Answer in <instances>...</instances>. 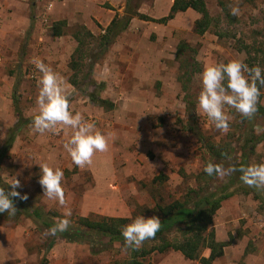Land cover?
<instances>
[{"label": "rangeland", "instance_id": "374dc122", "mask_svg": "<svg viewBox=\"0 0 264 264\" xmlns=\"http://www.w3.org/2000/svg\"><path fill=\"white\" fill-rule=\"evenodd\" d=\"M21 1L24 6L14 8L19 17L14 16L13 29L1 25L6 13L0 11V51L4 58L0 68V155L17 122L13 98L17 85L18 107L26 118L27 127L18 131L12 148L1 159L0 188L10 191L9 185L15 178L19 179L22 187L17 191L29 196L26 206L30 211L43 208L48 216L56 214L47 219L51 227L58 219L66 218L65 211L70 210L71 216L67 218L71 223L66 237L71 240L62 238L65 232L45 236V231L51 228L43 223L45 219L2 215L0 264H129L132 249L122 252L124 241L110 244L108 238L86 236L79 220L83 217L126 218L131 223L138 216L160 217L158 205L165 207L184 202L190 195L198 201L208 190L216 192L229 184L233 174L219 179L207 175L204 168L208 163L223 164L225 168L235 164L249 139L263 134V120L258 114L246 120L226 106L224 111L230 117V130L224 134L206 114L195 113L192 119L186 103L194 101L197 107L202 82L198 74L195 75L189 94L183 92L179 82L181 68L191 67L176 59V51L180 43L196 48L201 73L205 65L227 64L232 60H241L249 67L259 66L256 47L262 38L259 35L264 36V0H205L214 22L202 37L191 29V24L201 18L194 11L179 14L170 25V22L160 25L136 19L138 26H132L133 29L130 26L118 36L104 55L99 52V35L106 25L87 13L92 7L84 9L74 5L73 0H67L69 4L63 11H68L70 16L61 21L69 28L63 29L65 32L60 38L53 35L57 28H62L53 18L54 9L58 7L49 9L55 0ZM139 2L142 14L153 18V0ZM230 4L239 6V16L230 14ZM104 8L105 13L112 10L118 17L123 15V8L109 5ZM29 10L30 21H27ZM78 11H81L80 17L74 14L80 13ZM104 20L102 17L100 21ZM84 26L96 38L87 49L84 62L80 63V71L74 72L69 68L78 45L73 34ZM3 31H9L10 36ZM34 57L63 78L73 115L79 112L85 121L95 124L96 131L108 137V151L95 153L90 166L78 168L64 149L63 145L72 136L71 129L57 126L54 133L43 135L33 131L32 120L38 115L37 80L42 75L32 63ZM95 57L100 67L92 68L90 79L105 85V90L99 94L115 104L112 111L94 105L88 96L94 90L86 77ZM187 57L190 59L189 53ZM107 58L108 67L105 66ZM138 65H142L141 70ZM95 67L97 78H94ZM34 70L37 77L33 79ZM74 80L76 87L71 84ZM261 93L260 102L264 105V88ZM196 123L205 141L190 132V126L195 127ZM207 141L232 153L231 160L216 162L207 151ZM38 163H47L64 172L62 187L66 207L43 196L38 183ZM249 163H264V142L256 145ZM163 175L167 178L154 182ZM240 184L232 187V197L222 202L205 234L208 236L214 231L216 242L225 245L223 256L213 264H264V190ZM202 187L206 189L198 196L193 193ZM17 201L20 204L21 201ZM182 234L178 229L167 239L182 242ZM160 244L144 242L136 251L137 259L145 264H199L198 261L190 263L173 249L150 253ZM143 251L149 254L142 257ZM200 255L208 258L211 250L201 246Z\"/></svg>", "mask_w": 264, "mask_h": 264}, {"label": "trees", "instance_id": "16d2710c", "mask_svg": "<svg viewBox=\"0 0 264 264\" xmlns=\"http://www.w3.org/2000/svg\"><path fill=\"white\" fill-rule=\"evenodd\" d=\"M138 2L139 0H127V8L125 15L122 18H119L118 15L115 16L110 25L107 27V29H105L104 33L99 35V39L101 40L99 51L100 54L104 55L108 51L109 47L114 43L115 39L129 28L131 21L134 18H138L145 22H154L160 25H167L169 22L174 20L179 13H184L188 10H193L201 15V18L196 20L194 29V32L201 37L204 36L210 30L212 23L214 22L207 8L205 0H175L169 14L160 19H154L141 14L139 12V6L137 5ZM262 14L264 19V11ZM66 24V22H60V26L62 28H57V30L54 32V35L57 37L63 36L65 32L63 29L65 28ZM259 36L262 38L259 39V44L257 45L258 47H256V53L259 57V67L264 70V36H262V34H260ZM73 38L76 40L78 45L73 54V58L71 59V62L69 64V68L75 72L80 71V67L84 62V59L87 57L86 51L91 45V41L96 37L90 30H88L84 26L79 28L77 32L73 34ZM188 53L190 54V59L189 57L186 58ZM197 55L198 50L196 48H192L189 44L180 43L178 45L176 51V59L179 62L181 61L183 65L190 64L189 67H191V69L187 67H182L179 76V82L181 83L182 90L183 92L188 94L190 91V84L194 76L201 73L202 71L199 67L198 61L196 60ZM96 63L97 57L91 60L90 70L86 77L88 81H90L89 85L94 90L88 96L94 105L102 107L107 111H112L116 108L115 104L107 99H102L99 94L101 91L105 90V85H99L90 79L92 68L95 66ZM71 84L73 85V87L77 86L75 80L72 81ZM262 90L263 88H261V91ZM17 93L18 85L14 89L13 93V98L16 103L17 122L15 127L9 134L7 141L4 144V150L0 155V162L3 156H5V154L12 148L18 131H21L25 127H27L25 123L27 122L26 118H24L22 111L18 107L19 101L16 96ZM261 98L262 97H260V100ZM187 100L188 97H186V101ZM186 104L188 112L191 114L192 119H194V117L196 116V103L194 101H190V103L187 102ZM257 107L258 111L256 114L259 115V119L263 120L264 126V105L260 102ZM195 125V127L190 126V132L197 136L201 141H205V136L204 134H202V131H200L201 129H199V125L197 123ZM248 142V146H244L245 149L242 150L240 157L236 160L235 164H233L237 168L241 166H250L249 156L254 153V149L256 148V145L258 143L260 144L261 142H264V132L257 139L253 135ZM207 151L210 153L211 157L216 162L228 161L229 159L227 157L232 156V153L222 149L220 145H216L214 144V142L207 141ZM225 153L227 154V156L224 155ZM241 175L242 174L239 171L233 173V175L229 178L230 181L227 186H224L216 192H210L208 190V194H206L202 198L199 197L198 201L192 199V195H190L186 198L184 202L177 201L165 207L158 205L157 211L160 216L159 219L161 220V228L157 233L155 239H151L149 241L158 242L161 244L157 247H154V249H152L150 253H152L154 250L164 253L173 249L175 251L181 252L186 259L190 261H198L199 264H213L215 260L221 258L223 256L225 245L216 242L214 231H211L208 236H205V234L206 232H208L209 226L212 223V217L221 208L222 202L232 197L233 193L230 191L232 187L236 184L241 185ZM162 178L166 179L167 177L164 175L163 177H157L154 182H158L160 180L163 181ZM204 189L206 188L202 187L201 190H195L193 191V193L197 194L198 196V194H200V192H202ZM259 199L260 201L263 200L260 197ZM14 202L15 206L18 209L16 213L17 216L36 218L39 221L45 219L43 220V223L46 226L51 227L50 225L52 224L49 225L47 219L51 217L52 214L55 216V213H51V215L48 216L46 213H44L45 210L43 208H36L35 210L30 211L31 208L29 206H26V204L28 205V202L26 201H21L20 204L17 200H15ZM16 203H18L19 205H16ZM2 215H6V218L8 216L7 213H4L0 214V217ZM129 223L130 220L126 218L101 217L93 219L90 217H83L79 220L82 232H84L86 236H95L98 239L108 238L110 244H119L124 241V238L121 235V229L124 225H127ZM178 229L183 233V241L170 242L167 239V236L174 233V231H177ZM66 232H63V239H68V233ZM201 246H203L204 248H209L211 250L210 257L206 258L200 255ZM136 251L137 250L135 249L131 250V261L129 264H145L144 262L137 259ZM148 254L149 252L143 251L142 257H145Z\"/></svg>", "mask_w": 264, "mask_h": 264}, {"label": "clouds", "instance_id": "9594fccd", "mask_svg": "<svg viewBox=\"0 0 264 264\" xmlns=\"http://www.w3.org/2000/svg\"><path fill=\"white\" fill-rule=\"evenodd\" d=\"M230 14L239 16V6L229 5ZM198 59V58H197ZM32 63L42 74L37 80L38 96L36 105L38 115L33 120L31 127L35 133L41 135L57 130V126H63L72 130L71 138L63 145L69 153L73 164L78 168L90 166L93 156L97 152H106L109 149L108 137L95 130V124L85 121L77 112L70 111V103L65 95V82L63 78L54 72L39 58L34 57ZM202 82V90L198 96L196 113L200 116L206 114L215 128L227 134L229 132L230 117L225 114V107L235 109L246 120H251L258 111L261 88H264V70L259 66L249 67L241 60H232L227 64L205 65L202 73L198 74ZM225 81L227 83L225 84ZM259 131V126H257ZM227 156V154H224ZM231 160V157H227ZM40 179L44 197L58 201L60 206H67V199L62 180L64 172L59 168H52L47 163H38ZM204 171L209 176L224 179L237 171L242 175L240 180L248 187L264 190V163L237 168L229 165L208 163ZM11 190L0 188V214L7 213L9 217L15 216L18 209L15 200L27 201L29 196L17 191L21 188L19 179H14L9 185ZM71 211H65L64 219H58L53 227L45 231V236H56L58 233L68 231L71 221L67 218ZM161 228L159 217H136L131 223L124 225L121 235L124 238L122 252L129 249L139 250L145 241L155 239Z\"/></svg>", "mask_w": 264, "mask_h": 264}, {"label": "crops", "instance_id": "0c3cea01", "mask_svg": "<svg viewBox=\"0 0 264 264\" xmlns=\"http://www.w3.org/2000/svg\"><path fill=\"white\" fill-rule=\"evenodd\" d=\"M174 1L175 0H153V4L152 6L154 7L152 9V13H153V18L154 19H160V18H163L165 16H167L171 10V7L173 6L174 4ZM73 3L74 5L76 6H81L82 8L85 9L86 8H89V7H92L90 9H88L87 13L90 14V15H93V17H95L97 20H99V23L101 25H106L104 28L107 29V27L110 25V23L112 22V20L114 19V17H112V15L110 14H115L117 15L116 12L110 10L109 12L105 13V11H107L106 8H104L106 5H109L115 9L117 8H123V15L120 17L122 18L126 12V8H127V0H97V3L95 0H73ZM139 3V12L142 14V10H140V2ZM145 2L142 3V5L144 4ZM69 4V2L67 0H55V2L52 3L53 7L51 8L53 10L54 6L55 8L58 7V10L54 9L55 11L53 12V18H55V21L54 22H57V23H60V22H64V21H61V20H67L69 18V12L68 11H63V8H66V6ZM16 5H20V6H24V4L22 3L21 0H0V11H1V14H4L6 13V19H3V21L1 22V25L2 26H5L7 28L11 27L13 29V19L15 18L14 16H16L17 18L19 17V12H16L14 10V8L17 9ZM95 8H97V11H95ZM11 9V11H10ZM93 9L95 11V13H93ZM51 10V11H52ZM193 12V10H188L184 13H188V12ZM29 12L30 10L28 11L27 15H26V20L27 21H30V16H29ZM80 13H74L77 17H80L82 14H81V11H78ZM195 12V11H194ZM196 13V12H195ZM73 14V15H74ZM95 14V15H94ZM179 14H183V13H179ZM178 14V15H179ZM160 15V16H159ZM177 15V16H178ZM72 16V15H71ZM114 16V15H113ZM104 17L105 18V22H102L100 21L101 18ZM136 19L138 18H134L132 21H131V28L133 26V28L135 26H138V23H136ZM140 20V19H139ZM141 21V20H140ZM174 20H172L169 25L174 22ZM196 22V20H195ZM195 22H193V24H191V29H195ZM56 24V23H55ZM129 26V28H130ZM66 28H69V25H67L65 27ZM128 28V29H129ZM132 28V29H133ZM105 29H103V33L105 31ZM131 29V30H132ZM4 30V29H3ZM89 30V29H88ZM6 35L7 33H9V31H3ZM127 32V31H126ZM54 35V34H53ZM8 36V35H7ZM9 36H10V33H9ZM55 36V35H54ZM57 37V36H55ZM62 37V36H61ZM60 37V38H61ZM2 40L5 41L6 39H4L2 37ZM1 42V41H0ZM1 47V46H0ZM110 55H108V58H109ZM105 59V66L107 64V67L108 65L110 64V61L109 59ZM98 63V62H97ZM95 64L96 67H98L99 65L98 64ZM145 66V65H144ZM95 67V71H94V78H97V73H98V70L96 69ZM100 67V66H99ZM139 67V70H141L142 68V65H138ZM83 116V115H82ZM184 256V255H183ZM185 258V257H184ZM186 259V258H185ZM188 260V259H186ZM189 261V260H188ZM191 263V261H189ZM175 263V262H173Z\"/></svg>", "mask_w": 264, "mask_h": 264}, {"label": "built area", "instance_id": "2783aa9c", "mask_svg": "<svg viewBox=\"0 0 264 264\" xmlns=\"http://www.w3.org/2000/svg\"><path fill=\"white\" fill-rule=\"evenodd\" d=\"M52 7H53V5L50 4L49 9H51ZM3 64H4V58H3L2 54H1V51H0V68L3 66ZM36 77H37V72L34 70L32 75H31V78L34 79Z\"/></svg>", "mask_w": 264, "mask_h": 264}]
</instances>
